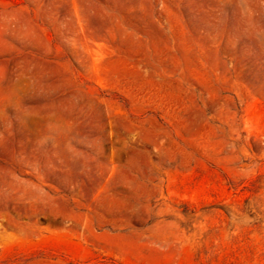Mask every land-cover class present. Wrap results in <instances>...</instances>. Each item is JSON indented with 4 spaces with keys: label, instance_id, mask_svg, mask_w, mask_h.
<instances>
[{
    "label": "rangeland",
    "instance_id": "rangeland-1",
    "mask_svg": "<svg viewBox=\"0 0 264 264\" xmlns=\"http://www.w3.org/2000/svg\"><path fill=\"white\" fill-rule=\"evenodd\" d=\"M0 264H264V0H0Z\"/></svg>",
    "mask_w": 264,
    "mask_h": 264
}]
</instances>
